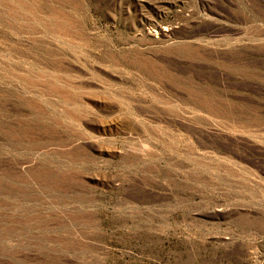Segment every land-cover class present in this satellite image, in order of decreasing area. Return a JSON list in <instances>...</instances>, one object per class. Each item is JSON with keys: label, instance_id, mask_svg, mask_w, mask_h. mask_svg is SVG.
<instances>
[{"label": "rangeland", "instance_id": "obj_1", "mask_svg": "<svg viewBox=\"0 0 264 264\" xmlns=\"http://www.w3.org/2000/svg\"><path fill=\"white\" fill-rule=\"evenodd\" d=\"M0 264H264V0H0Z\"/></svg>", "mask_w": 264, "mask_h": 264}, {"label": "bare ground", "instance_id": "obj_2", "mask_svg": "<svg viewBox=\"0 0 264 264\" xmlns=\"http://www.w3.org/2000/svg\"><path fill=\"white\" fill-rule=\"evenodd\" d=\"M138 1V0H137ZM144 1V0H143ZM181 53V52H180ZM184 53V52H183ZM189 99V98H188ZM191 102H193V100L191 101ZM196 102V101H195Z\"/></svg>", "mask_w": 264, "mask_h": 264}]
</instances>
